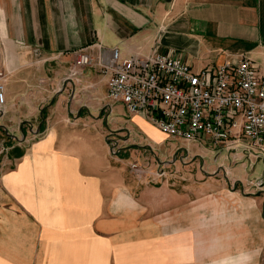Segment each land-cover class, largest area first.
<instances>
[{
	"label": "crops",
	"instance_id": "1",
	"mask_svg": "<svg viewBox=\"0 0 264 264\" xmlns=\"http://www.w3.org/2000/svg\"><path fill=\"white\" fill-rule=\"evenodd\" d=\"M152 44L193 69L243 53L264 73V0H0V264H109L144 219L166 230L163 264H264V191L190 195L183 184H250L259 160L171 142L108 103L95 66L73 65L77 52L126 57ZM164 140L182 154L164 161L161 187L131 177L134 190L119 152Z\"/></svg>",
	"mask_w": 264,
	"mask_h": 264
},
{
	"label": "built area",
	"instance_id": "2",
	"mask_svg": "<svg viewBox=\"0 0 264 264\" xmlns=\"http://www.w3.org/2000/svg\"><path fill=\"white\" fill-rule=\"evenodd\" d=\"M73 65L95 66L105 76L108 103L120 102L129 113L143 115L168 139L208 141L264 165V73L246 54L193 69L152 44L147 53L126 57L115 47L107 58L77 52ZM7 77L0 70V113ZM129 166L141 171L135 162Z\"/></svg>",
	"mask_w": 264,
	"mask_h": 264
},
{
	"label": "rangeland",
	"instance_id": "3",
	"mask_svg": "<svg viewBox=\"0 0 264 264\" xmlns=\"http://www.w3.org/2000/svg\"><path fill=\"white\" fill-rule=\"evenodd\" d=\"M176 144H183L181 141H171ZM206 143L208 141H205ZM209 143V142H208ZM128 144V143H123ZM150 146V145H149ZM154 149L143 147H134L133 145H128L123 151H120L118 156L121 158L122 172L124 174L125 182L132 185L135 189L140 190L142 186H135L131 179L144 183L146 186H151L155 188L161 187L163 182L162 172H167L173 169L172 166H167L164 161L174 162L180 156L181 151L175 150L171 147L168 140H164L160 144L153 145ZM233 151V150H232ZM184 154V153H183ZM183 156V155H182ZM245 156V155H244ZM246 157V156H245ZM247 158V157H246ZM238 159V158H237ZM249 160V159H248ZM253 162L254 160L250 158ZM135 162L137 166L141 169L140 172L132 170L129 163ZM170 162V163H172ZM141 164V165H140ZM264 169L261 161H257L255 165V170L257 172H262ZM160 175V177L158 176ZM130 175V176H129ZM153 177H159L160 182L152 183L149 182ZM216 180L210 181L206 179V176L198 180H190L183 182L186 185L185 189L188 194L193 195L196 187H199V192L205 195H216V192L224 190V193L228 192H246L249 196H259L262 195L264 191V186H259L261 181H254L253 183H230L229 185L224 184L220 177L215 176ZM195 181V182H194ZM178 184L174 186H169L172 189H179ZM253 193L252 195H249ZM227 196V195H226ZM228 209V206H227ZM146 216V215H145ZM161 218V215H159ZM145 218V217H144ZM147 218V217H146ZM150 220L144 219L142 225H138L139 228L134 230H128L124 232L123 245L115 246L112 251L117 248V255L115 257L114 253L110 255L112 260L109 264H163V236L166 230L162 229L161 224H145ZM116 258V259H115Z\"/></svg>",
	"mask_w": 264,
	"mask_h": 264
},
{
	"label": "water",
	"instance_id": "4",
	"mask_svg": "<svg viewBox=\"0 0 264 264\" xmlns=\"http://www.w3.org/2000/svg\"><path fill=\"white\" fill-rule=\"evenodd\" d=\"M263 174H264V170L262 171V175L259 177V179L257 181H261V184L259 186H264V180H263Z\"/></svg>",
	"mask_w": 264,
	"mask_h": 264
}]
</instances>
